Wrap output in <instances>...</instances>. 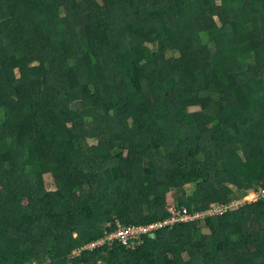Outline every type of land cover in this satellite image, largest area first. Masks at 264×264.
<instances>
[{"label":"trees","instance_id":"obj_1","mask_svg":"<svg viewBox=\"0 0 264 264\" xmlns=\"http://www.w3.org/2000/svg\"><path fill=\"white\" fill-rule=\"evenodd\" d=\"M263 190L264 0H0V264H264V199L87 249Z\"/></svg>","mask_w":264,"mask_h":264},{"label":"built area","instance_id":"obj_2","mask_svg":"<svg viewBox=\"0 0 264 264\" xmlns=\"http://www.w3.org/2000/svg\"><path fill=\"white\" fill-rule=\"evenodd\" d=\"M256 198L257 200L264 198V190L261 193L256 194ZM256 198L251 197V200ZM228 207L234 208L235 206H213L210 210L204 213H196L194 216L188 215L186 210L180 211L178 210V208H175L173 210L168 209L171 216L163 221L156 222L148 226L139 227H123L121 225H118L116 231L105 234V236L101 240L89 244L87 249L93 250L96 248H101L105 245L112 246L115 242H117L125 246L127 249L134 250L139 245H141V241L145 236H153V234L157 231H161L168 228L172 229L176 225L192 222L196 219H204L205 217H216V215L223 216L227 213Z\"/></svg>","mask_w":264,"mask_h":264},{"label":"rangeland","instance_id":"obj_3","mask_svg":"<svg viewBox=\"0 0 264 264\" xmlns=\"http://www.w3.org/2000/svg\"><path fill=\"white\" fill-rule=\"evenodd\" d=\"M257 72L260 73V71L258 69H257ZM46 180H47L48 183H50L52 181L50 177H46ZM196 196H197L198 206L199 207L200 206H202V207L203 206H207L208 209L206 211L210 210L213 206L216 207V206L225 205V204H220L218 202H215L212 199H207L200 193H197ZM250 196H251V194L249 195V197ZM249 197H248V199L239 200V201H237L235 203H232V204H229V205H233V206L238 207V206L244 205L245 203L253 204L254 202H256V199H252L251 200V197L250 198ZM175 208H179L178 201H177V199L175 197H173V195H169L168 196V209L173 210ZM216 216H219V215H216ZM60 255L61 256L67 255V252L64 250L63 247L61 248ZM72 255H73V253L69 254V256H72ZM76 255H77V253H76Z\"/></svg>","mask_w":264,"mask_h":264},{"label":"crops","instance_id":"obj_4","mask_svg":"<svg viewBox=\"0 0 264 264\" xmlns=\"http://www.w3.org/2000/svg\"><path fill=\"white\" fill-rule=\"evenodd\" d=\"M250 194H251L252 197L256 198V195L254 194V192H251ZM262 199H264V198H261V199H258V200H262ZM258 200L256 198V201H258Z\"/></svg>","mask_w":264,"mask_h":264},{"label":"clouds","instance_id":"obj_5","mask_svg":"<svg viewBox=\"0 0 264 264\" xmlns=\"http://www.w3.org/2000/svg\"><path fill=\"white\" fill-rule=\"evenodd\" d=\"M259 193H261V192H258V193H256V194H259ZM254 194H255V193H254ZM256 194H255V195H256ZM250 197H252V196H250ZM250 197H249V198H250ZM247 199H248V198H247ZM256 202H257V201H256ZM256 202H254V203H256ZM72 256H76V253H73Z\"/></svg>","mask_w":264,"mask_h":264}]
</instances>
